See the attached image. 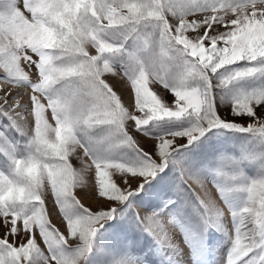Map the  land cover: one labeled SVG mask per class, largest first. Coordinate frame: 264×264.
<instances>
[{
    "label": "snow or ice",
    "instance_id": "obj_1",
    "mask_svg": "<svg viewBox=\"0 0 264 264\" xmlns=\"http://www.w3.org/2000/svg\"><path fill=\"white\" fill-rule=\"evenodd\" d=\"M0 83V264H264V0H0Z\"/></svg>",
    "mask_w": 264,
    "mask_h": 264
},
{
    "label": "rangeland",
    "instance_id": "obj_2",
    "mask_svg": "<svg viewBox=\"0 0 264 264\" xmlns=\"http://www.w3.org/2000/svg\"><path fill=\"white\" fill-rule=\"evenodd\" d=\"M0 88H2V89L12 88V90L15 91V87L14 86H11V85H8V84H4V83H0ZM2 94L3 93L0 92V95H2ZM132 184H133V187H135V181H133ZM189 184L191 185V187H192V189H193V191L195 193L202 194L201 193V189H200V187L197 184L193 183L192 181H189ZM84 203L86 205L94 206V201H92V200H90L88 198L84 199ZM139 211H142V210H139ZM54 223H56L57 226H61L59 218L54 219ZM0 231H3V229H0Z\"/></svg>",
    "mask_w": 264,
    "mask_h": 264
},
{
    "label": "bare ground",
    "instance_id": "obj_3",
    "mask_svg": "<svg viewBox=\"0 0 264 264\" xmlns=\"http://www.w3.org/2000/svg\"><path fill=\"white\" fill-rule=\"evenodd\" d=\"M140 209H138V211H139Z\"/></svg>",
    "mask_w": 264,
    "mask_h": 264
}]
</instances>
